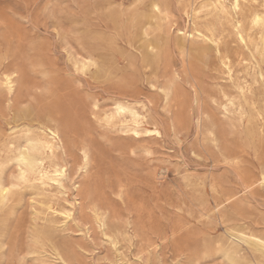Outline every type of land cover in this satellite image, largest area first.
<instances>
[{"label": "rangeland", "instance_id": "obj_1", "mask_svg": "<svg viewBox=\"0 0 264 264\" xmlns=\"http://www.w3.org/2000/svg\"><path fill=\"white\" fill-rule=\"evenodd\" d=\"M232 2L0 0V264H264L230 235L264 243L263 0ZM50 130L61 195L6 156Z\"/></svg>", "mask_w": 264, "mask_h": 264}, {"label": "bare ground", "instance_id": "obj_2", "mask_svg": "<svg viewBox=\"0 0 264 264\" xmlns=\"http://www.w3.org/2000/svg\"><path fill=\"white\" fill-rule=\"evenodd\" d=\"M206 4L200 3L190 4V11L193 17H197L198 14L205 8ZM232 6L235 10L239 7V0H233ZM263 11H255L253 13L252 22L254 25H264V0L262 3ZM220 11L223 15H227V9L221 5ZM180 34H185L184 31L179 30ZM198 36L205 38V36L198 30H196ZM238 34V33H237ZM188 36H191L189 33ZM240 37L242 34L240 33ZM233 69V68H232ZM230 71V70H229ZM8 83L11 82L10 77H7ZM239 91L242 92V88L238 87ZM225 102L223 103L221 110L223 116L227 119L243 122L247 118L245 110L241 106H234L233 97H229L223 94ZM114 119L117 124L124 132L132 133H146L160 135L159 130L154 128L146 127L143 122V116L139 115L135 108L128 103H123L121 101H116L114 103ZM108 120H110L108 118ZM50 132V140L48 143L42 142L40 139H36L32 135L25 138V144L23 146H18L15 151L12 150L11 145L8 146L6 156L10 155V159L14 161L21 170V177H24L23 172L35 175L33 178H25V180L32 186L48 185L53 186L57 190V194L61 195L64 193L65 179H66V167L57 162L56 152L59 146L56 144V133L52 130ZM210 134L212 132L210 131ZM46 152V157L48 165L45 166L44 153ZM3 164V158L0 155V168ZM87 165V155L84 154V167ZM8 187L5 186L0 180V193L5 194ZM65 217L69 218L70 213H65ZM232 237L239 238L244 242L252 244L256 249L264 251V243L257 239H252L240 232H230ZM234 264H237L235 260H232Z\"/></svg>", "mask_w": 264, "mask_h": 264}]
</instances>
